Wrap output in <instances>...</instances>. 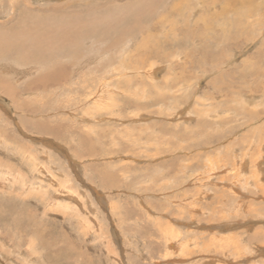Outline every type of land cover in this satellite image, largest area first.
Wrapping results in <instances>:
<instances>
[{
    "label": "rangeland",
    "instance_id": "obj_1",
    "mask_svg": "<svg viewBox=\"0 0 264 264\" xmlns=\"http://www.w3.org/2000/svg\"><path fill=\"white\" fill-rule=\"evenodd\" d=\"M1 44L0 264H264V0H0Z\"/></svg>",
    "mask_w": 264,
    "mask_h": 264
},
{
    "label": "bare ground",
    "instance_id": "obj_2",
    "mask_svg": "<svg viewBox=\"0 0 264 264\" xmlns=\"http://www.w3.org/2000/svg\"><path fill=\"white\" fill-rule=\"evenodd\" d=\"M206 1H208V0H206ZM211 1H212V0H211ZM13 2H14V1H13ZM15 2H16V1H15ZM183 3H184V2H183ZM206 3H207V2H206ZM214 3H215V2H214ZM177 4H178V1H177ZM177 4H176V7H177ZM13 5H14V4H13ZM15 5H16V4H15ZM16 6H17V5H16ZM178 6H179V5H178ZM170 7H171V6H170ZM216 7H217V6H215L214 8H216ZM151 10L154 11V10H156V9H155V7H154V8L152 7ZM251 10H253V9H251ZM82 12H83V11H81V13H82ZM214 12H215V11H214ZM214 14H216V13H214ZM224 14H225V13H224ZM242 14H243V13H242ZM77 15H78V14H77ZM81 15H82V14H81ZM216 15H217V14H216ZM81 17H82V16H81ZM237 22H238V21H237ZM157 23H158V21H157ZM157 23H156V24H157ZM157 26H158V25H157ZM152 27H153V26H152ZM155 27H156V26H155ZM155 27H154V28H155ZM38 32H39V31H38ZM54 33H55V32H54ZM76 33H77V32H76ZM60 36H62V35L60 34ZM120 36H121V35H120ZM69 37H70V36H69ZM148 37H150V36H148ZM63 38H64V37H63ZM73 38H74V36H72L71 39H73ZM75 38H76V37H75ZM117 38H119V37L117 36ZM121 38H123V37H120V40H121ZM233 38H234V37H233ZM68 39H69V38H68ZM63 40H67V39L64 38ZM122 40H123V39H122ZM145 40H146V38H145ZM153 41H154V40H153ZM143 42H144V41H143ZM145 42H147V41H145ZM1 43H3V40H2ZM113 43H114V42H113ZM119 43H120V42H119ZM140 43H141V42H140ZM154 43H156V42H154ZM25 45H26V44H25ZM25 45H24V43H22V46H19V45H18V48H19L18 50H19L21 53H24V54H25V53H26V54L29 53V54L31 55V51H29V50H30V48L33 47V46H31V47H30V46H27V47L29 48L28 51H27V48H25V47H26ZM112 45H114V44H112ZM149 45H150V44H149ZM149 45H148V46H149ZM151 45H153V44L151 43ZM141 46H143V45H141ZM153 46H154V45H153ZM158 46H160V45H158ZM34 47H35V46H34ZM138 47H139V46H138ZM0 48H1L0 50H3V46H2V44H1ZM8 48H9L10 50L15 49V48H13V47H7V48L4 47V50H5V49H8ZM139 48H140V47H139ZM143 48H144V47H143ZM147 48H148V47H147ZM149 48H151V47L149 46ZM153 48H154V47H153ZM153 48H151V49H153ZM156 48H157V47H156ZM22 49L25 50V51L22 52ZM37 49H38V48H37ZM16 50H17V49H16ZM16 50H15V51H16ZM35 50H36V49H35ZM139 50H140V49H139ZM156 50H157V49H156ZM8 51H9V50H8ZM145 51H146V50H145ZM147 51H150V49L147 50ZM1 52H2V51H1ZM17 52H18V51H17ZM20 52H19V53H20ZM141 52H142V51H141ZM7 53H8V52H7ZM7 53H6V54H7ZM21 53H20V54H21ZM35 53H36V52H35ZM43 53H44V51H43ZM148 53H150V52H148ZM152 53H153V51H152ZM144 54H145V52H144ZM146 54H147V53H146ZM154 54H155V53H154ZM158 54H159V53H158ZM160 54H161V53H160ZM22 55H23V54H22ZM140 55H141V54H140ZM140 55H139V57H140ZM151 55H152V54H151ZM151 55H150V56H151ZM155 55H156V54H155ZM0 56H2V55H0ZM141 56H142V58H145V57H144L145 55H143V53H142ZM146 56H147V55H146ZM150 56H147V57L151 58ZM157 56H158V55H157ZM8 57H9V54H8ZM54 57H55V56H54ZM139 57H138V58H139ZM211 57H212V56H211ZM211 57H210V58H211ZM214 57H215V56H214ZM31 58H32V57H31ZM35 58H36V57H35ZM131 58H132V57H131ZM152 58H153V57H152ZM8 59H9V58H8ZM33 59H34V58H33ZM140 59H141V58H140ZM140 59H139V61H140ZM153 59H154V58H153ZM155 59H156V58H155ZM0 60H1V59H0ZM5 60H6V59H5ZM14 60H15V59H14ZM35 60H36V59H35ZM132 60H133V58H132ZM142 60H143V59H141V61H142ZM149 60H150V59H149ZM29 61H30V60H29ZM37 61H38V60H37ZM145 61H146V59H145ZM23 62H24V61H23ZM137 62H138V61H137ZM148 62H149V61H148ZM138 63H139V62H138ZM146 63H147V62H146ZM10 64H11V63H10ZM10 64H8V65L10 66ZM36 64H37V63H36ZM142 64H143V63H142ZM151 64H152V63H151ZM156 64H157V63H156ZM156 64H155V65H156ZM39 65H40L39 63H38L37 65H35V66L30 65V67H29L30 69H29V70L34 69V68L37 69ZM122 65H124V64H122ZM125 65H126V64H125ZM136 65H137V64H136ZM140 65H141V64H140ZM138 66H139V65H138ZM149 66H150V65H149ZM22 67H23V65H22ZM128 67H129V66H128ZM143 67H144V66H143ZM143 67L140 66V68H143ZM152 67H153V66H152ZM39 68H40V66H39ZM58 68H59V67H58ZM76 68H77V67H76ZM130 68H131V67H130ZM140 68H139V69H140ZM149 68H150V67H149ZM157 68L159 69V67H157ZM157 68H156V70H158ZM99 69H100V68H99ZM126 69H127V68H126ZM132 69H133V68H132ZM136 69H137V68H136ZM143 69H144V68H143ZM92 70H94V69H92ZM137 70H138V69H137ZM141 70H142V69H141ZM149 70H150V71H149ZM149 70H148V71L151 72V73H150V77H151V74L154 73V72H153L154 70L152 71L151 68H150ZM205 70H206V69H204V71H205ZM60 71H61V70H60ZM60 71H59V72H60ZM76 71H79V69L77 68ZM109 71H110V70H109ZM138 71H139V70H138ZM146 71H147V70H146ZM158 71H160V70H158ZM31 72H32V71H31ZM111 72H112V71H111ZM114 72H115V71H114ZM117 72H119V71H117ZM122 72H123V70H122ZM149 72H148V75H149ZM155 72H157V71H155ZM170 72H171V71H170ZM119 73H120V72H119ZM166 73H167V72H166ZM113 74H114V73H113ZM155 74H156V73H155ZM155 74L152 75V77L156 76ZM59 75H60V74H59ZM62 75H63V74H62ZM114 75H117V74H114ZM243 75H244V74H243ZM50 76H51V77H50ZM50 76H47V75L45 76V74H44V76L42 75L41 77L37 78L36 81H38V79H40V83H43L44 81L53 78V77L55 76V72L52 73V75H50ZM158 76H159V75H158ZM158 76H156V78H157ZM239 76H240V75H239ZM239 76H238V77H239ZM255 76H256V75H255ZM62 77H63V76H62ZM226 77H227V76H226ZM228 77H229V76H228ZM238 77H237V78H238ZM244 77H246V76H244ZM144 78H145V77H144ZM177 78H178V77H177ZM168 79H169V78H168ZM198 79H199V78H198ZM239 79H240V78H239ZM239 79H237V80H239ZM55 80H56V79H55ZM55 80H54V81H55ZM127 80H128V79H127ZM241 80H242V78H241ZM129 81H130V80H129ZM129 81H128V82H129ZM151 81H154V80H151ZM155 81H157V80H155ZM134 82H135V81H134ZM170 82H172V81H170ZM54 83H55V82H54ZM58 83H60V81H58ZM126 83H127V82H126ZM156 83H157V82H156ZM238 83H239V82H238ZM170 84H171V83H170ZM170 84H169V87H170L171 85H172V86L175 85V84H171V85H170ZM167 85H168V84H167ZM167 85L165 84V86H167ZM43 86H44V85H43ZM163 86H164V85H163ZM172 86H171V87H172ZM150 87H151V86H150ZM171 87L169 88V90L172 89ZM173 87H174V86H173ZM145 88H146V87H145ZM113 89H114V88H113ZM249 90H250V89H249ZM253 90H254V89H253ZM256 90H257V89H256ZM104 91H105V90H104ZM104 91H103V93H104ZM106 91H107V90H106ZM162 91H163V90H162ZM250 91H251V90H250ZM104 94H105V93H104ZM112 94H113V93H112ZM102 95H103V94H102ZM107 96H109V94H108ZM113 96H114V95H111L110 97H113ZM98 97H99V96H98ZM100 97H101V96H100ZM252 97H253V96H252ZM179 99H180V98H179ZM245 99H246V98H245ZM105 100H107V99H105ZM218 101H219V100H218ZM109 102H110V104H114V105L116 104L115 101H114V99L111 100V101L109 100ZM245 103H246V102H245ZM257 104H258V103H257ZM102 105L104 106V104H102ZM108 105H109V104H108ZM97 106H99V105L97 104ZM104 108H105V106H104ZM118 109H120V108H118ZM116 110H117V109H116ZM120 111H121V110H120ZM120 111H119V113H120ZM85 113H86V112H85ZM117 113H118V112H117ZM119 113H118V114H119ZM141 115H142V114H141ZM109 119H110V118H109ZM25 122H26V121H25ZM30 123H31V122H30ZM34 124H35V123H34ZM39 124H41V123H39ZM29 125H30V124H29ZM36 125H37V124H36ZM36 125H35V126H36ZM32 126H33V125H32ZM41 127H42V126H40V128H41ZM33 128H34V127H33ZM38 128H39V127H38ZM243 165H244V163H243ZM38 168H39V167H38ZM257 173H258V172H257ZM259 174H260V173H259ZM260 177H261V176H260ZM259 179H260V178H259ZM217 240H218V239H217ZM212 241H213V240H212ZM228 242H229V241H228ZM236 245H237V244H236ZM244 250H245V249H244ZM204 253H205V252H204ZM234 256H235V255H234ZM202 257H203V256H202ZM205 257H206V256H205ZM249 257H250V256H249ZM242 258H243V257H242ZM244 258L246 259V257H244ZM248 259H249V258H248ZM241 260H242V259H241ZM249 263H250V262H249ZM215 264H216V263H215ZM218 264H221V263H218Z\"/></svg>",
    "mask_w": 264,
    "mask_h": 264
}]
</instances>
